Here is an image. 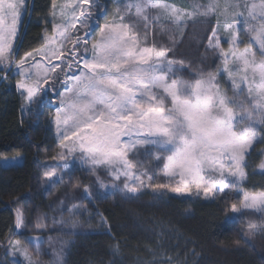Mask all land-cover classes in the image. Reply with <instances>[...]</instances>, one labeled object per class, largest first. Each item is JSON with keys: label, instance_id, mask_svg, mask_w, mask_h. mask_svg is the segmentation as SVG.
<instances>
[{"label": "snow or ice", "instance_id": "1", "mask_svg": "<svg viewBox=\"0 0 264 264\" xmlns=\"http://www.w3.org/2000/svg\"><path fill=\"white\" fill-rule=\"evenodd\" d=\"M53 9L43 46L21 58L15 44L26 0H0V80L17 69L15 87L29 114L46 97L59 100L53 123L62 151L51 158L65 163L46 164L45 176L62 181L68 157L79 153L93 177L95 192L83 188L90 202L100 189L125 200L151 189L212 200L224 194L226 203L225 189L236 188L240 196L230 211L259 214L249 220L248 234H264V191L244 187L254 145L264 144L257 135L264 132V0H207L192 11L164 0H116L113 19L102 25L107 12L98 0H66ZM196 16L216 20L202 45L215 56L211 68L174 58L175 41L164 46L150 39L154 26L182 37ZM141 157L157 162L153 174L142 170ZM258 167L264 171V159ZM156 170L165 182L156 180ZM78 207L68 211L77 215ZM32 226L47 228L43 219L33 225L17 210L14 234ZM8 243L23 264H38L21 240ZM35 243L43 241L36 236ZM53 264H66L62 249Z\"/></svg>", "mask_w": 264, "mask_h": 264}, {"label": "trees", "instance_id": "2", "mask_svg": "<svg viewBox=\"0 0 264 264\" xmlns=\"http://www.w3.org/2000/svg\"><path fill=\"white\" fill-rule=\"evenodd\" d=\"M53 3L54 0H32L30 20L24 27L17 53L21 58L43 45L48 32L45 21L53 12ZM98 3L107 12L100 21L102 25L113 18L116 3L115 0ZM198 20L208 22L196 23ZM188 23L190 26L182 37L172 28L154 26L150 39L164 46L175 41L174 58L211 68L215 56L202 45L209 29L215 26V17ZM191 74L194 73L186 74L185 78ZM15 84L11 69L7 79L0 83V160L21 157L22 164L0 168V264H10L6 250L9 239H19L23 245L26 239L48 234L32 226L21 229L23 235L14 236L17 210L33 225L38 218L43 219L47 230L51 218L68 215L73 204L79 206L74 217L76 228L50 234L74 240L67 251L66 264H264V234L249 235L246 219H235L230 211L231 203L240 196L236 188L226 203H222L224 194L215 200H205L157 190L143 191L139 199L125 200L101 189L100 195L90 202L84 197L83 188L87 185L95 192L93 177L79 166L51 186L53 183L44 174L45 165L54 164L51 157L61 151L51 123L55 101L50 103L51 99L45 98L29 114L22 111L26 110V101ZM257 135L264 136V132L258 131ZM254 148L244 187L248 191H264V171L258 167L264 159L261 156L264 144ZM140 159L142 170L153 174L157 162L146 157ZM155 178L158 182L165 181L158 170ZM97 211L106 218V226ZM27 246L34 257L43 258L42 264L47 262L46 258L51 259L49 250L43 252L34 243Z\"/></svg>", "mask_w": 264, "mask_h": 264}, {"label": "rangeland", "instance_id": "3", "mask_svg": "<svg viewBox=\"0 0 264 264\" xmlns=\"http://www.w3.org/2000/svg\"><path fill=\"white\" fill-rule=\"evenodd\" d=\"M66 0H54V3L53 5H60V4H63L65 3ZM128 2H133V0H121V3H128ZM164 2L166 3H175L176 6L178 7H182L184 8L186 11H192V5L195 4V3H206L207 0H164ZM115 3H116V0H115ZM31 4H32V0H26V9H27V12L26 14L22 17V20H23V24L20 28V31H19V37L16 41V44H15V48H16V52L18 53V49H19V45H20V41L22 39V34H23V31H24V27L25 25L29 22L30 20V14H31ZM54 10V9H53ZM57 11V19H58V16H59V9L57 8L56 9ZM101 11L103 13V7H101ZM211 19L213 17H199V16H196L193 18V20H190V21H194L195 19ZM113 19V18H112ZM112 19L110 20H106L105 22H110ZM54 21V18H53V12L52 14L47 18V20L45 21V25L47 26V34H50L51 33V29L49 30V27L51 26L52 22ZM189 21V22H190ZM104 22V23H105ZM164 23H167L166 21ZM154 29V28H153ZM185 30V29H184ZM152 34H153V31H152ZM45 35V36H46ZM95 36H98V32L94 33ZM152 37V35L150 36V38ZM222 45L223 46H227L226 45V41L225 40H222L221 41ZM43 46V45H42ZM41 46V47H42ZM40 47V48H41ZM39 48V49H40ZM58 63V62H57ZM14 70V79L16 81V73H17V69L15 67L12 68ZM4 81V80H0V83ZM18 89V88H17ZM61 91H63V89H61ZM18 92L20 93L19 89H18ZM46 98H49L51 99L50 97H46ZM45 100V99H44ZM44 102V101H43ZM42 102V103H43ZM59 104V100H56L55 101V104H54V107H55V110H56V106ZM26 111V110H25ZM25 114V112H24ZM55 115V113H54ZM53 127H54V131H55V135H56V138H57V142H58V137H57V133H56V129H55V125L53 123V119L51 121ZM255 146V145H254ZM62 151V149H61ZM78 156H79V153L75 154V155H72V156H69L68 157V160L67 162L71 165L63 174L65 173H68L70 170H73L76 168V166H79V167H83L85 169V166H83L80 162V160L78 159ZM65 161H62V160H55L54 161V164H51V165H58V164H64ZM22 164V158L21 157H16V158H9V159H1L0 160V168H8V167H11L13 165H20ZM58 175H60V173H58ZM164 179L166 180V178L164 177ZM50 181V180H49ZM52 183L54 182H61V181H58L57 177H52L51 178V181ZM165 182V181H164ZM119 183V182H117ZM102 191L106 192V193H113L112 191H110L109 189H101ZM143 191H152L151 189H142V192ZM157 191V190H156ZM163 191H166V190H163ZM230 192L231 194H234V191L235 189L231 188V189H225V192ZM115 194H119L121 195V193L119 192H114ZM173 194V193H171ZM175 196H178L176 194H173ZM122 196V195H121ZM179 197H187V198H195L197 199L198 197L196 196H179ZM199 198H203V197H199ZM204 199V198H203ZM205 200H212V199H205ZM77 212L79 211V208L76 210ZM68 215H62V217L60 218H55L54 216L51 218V222H50V225L48 226V229H44V232L45 233H48L46 234L45 237H40V240L43 241V243H40V244H36L35 243V238L34 239H26V243L25 244H21V247H24V248H27L28 249V246L29 244H36L38 249L45 252L46 250H49L50 253H46L50 254V257L51 259H48L46 258L45 260L47 262H45L44 264H53V261L55 260L56 258V254L58 252H61V249H62V257L64 259V261L66 262V254H67V251L70 249V247L73 245L74 243V240H68L66 238H54V236H51L50 234L53 233V231H71L73 229L76 228L77 226V222L75 221V226H73V224L71 223V221H74V217L75 215H72L70 214V212L68 211L67 212ZM233 218H240V219H246V223L248 225L249 223V220H256L259 216V214H252L251 212H248V213H242V214H233ZM63 221V222H62ZM247 231H248V228H247ZM19 233H21V229L18 230V233L17 234H14L15 235H18ZM29 240H32L33 242L32 243H29ZM45 247V248H42V247ZM6 250H7V253H8V261L10 264H12V261L13 260H18L20 261V264H23V258L20 257L18 254L16 256H13L10 252V249L8 247H6ZM29 250V249H28ZM38 250V251H39ZM40 252V251H39ZM30 253V252H29ZM30 255L32 256V258L38 262V264H42V257L41 256H38L37 257H34L33 254L30 253Z\"/></svg>", "mask_w": 264, "mask_h": 264}]
</instances>
